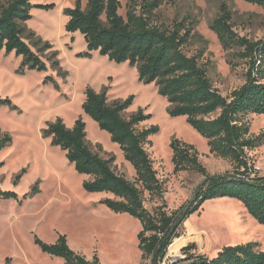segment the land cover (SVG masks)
<instances>
[{
    "label": "rangeland",
    "instance_id": "1",
    "mask_svg": "<svg viewBox=\"0 0 264 264\" xmlns=\"http://www.w3.org/2000/svg\"><path fill=\"white\" fill-rule=\"evenodd\" d=\"M81 1L86 7L87 0ZM127 1L120 0L122 16L126 15ZM76 2L32 0L33 5H56L53 10L34 8L33 19L26 25L53 46L58 54L57 69L52 66L51 52L39 54L47 65L46 72L26 68L23 73L21 57L0 53V99H9L15 107L0 106V138H12V144L0 153V187L18 195L16 200L0 198V264H60L62 259L43 253L35 243L38 237L54 244L58 234L67 235L70 247L87 259L97 254L101 264H151L142 259L139 249L140 222L101 204L111 195L87 193L83 183L91 178L79 175L66 153L52 146L50 138H44L49 123L62 119L73 128L82 118L92 149L104 158L113 157L114 168L130 181L135 180V171L119 146L84 113L87 87L96 92L107 87L111 103L133 96L134 102L124 117L129 119L143 109L152 118L139 129L160 128L159 134L150 138L147 149L167 192L163 200H151L146 195L149 211L163 203L169 211L179 209L192 200L204 181L203 176L193 172L174 174L170 148L174 138L195 146L210 175L234 171L230 161L210 154L207 141L188 125L186 118H170L168 102L155 84L139 81L137 68L111 62L97 51L90 58L79 56L87 52L86 42L80 33L66 32L68 18L64 15V9L75 7ZM224 8L232 13L234 29L241 37L264 40V9L243 0H162L156 19L166 25L184 23L193 30L187 53L201 55L215 86L227 95L245 83L246 67L236 59L234 50L223 48L211 28ZM48 76L54 82L44 83ZM249 121L253 136L264 133V115H250ZM250 157L254 170L264 177V144ZM35 187L39 192L24 199ZM249 242L259 243L264 251V226L235 199L211 200L185 223V233L170 247L168 259H183L182 249L190 244L197 246V254L213 258L226 246Z\"/></svg>",
    "mask_w": 264,
    "mask_h": 264
},
{
    "label": "trees",
    "instance_id": "2",
    "mask_svg": "<svg viewBox=\"0 0 264 264\" xmlns=\"http://www.w3.org/2000/svg\"><path fill=\"white\" fill-rule=\"evenodd\" d=\"M243 1L264 9V0ZM161 6L162 0H128L126 15L122 16L120 0H87L86 7L77 0L75 7L64 9L68 18L66 32L84 37L87 52L80 57L90 58L97 51L111 62L137 68L139 81L155 84L168 102L170 118H186L188 125L207 141L210 154L230 161L234 171L210 175L195 146L174 138L170 144L174 174L193 172L203 176L204 181L192 200L179 209L169 211L163 203L149 211L145 206L146 195L151 200H163L167 192L147 149L150 138L159 134L160 128L139 129L151 115L140 109L129 119L125 118L134 97L111 103L107 87L100 92L87 87L82 108L110 135L112 143L119 146L135 171L134 181L114 168L113 157L104 158L92 149L82 118L73 128H68L62 119L49 123L44 138H50L52 146L66 153L79 175L91 178L83 183L87 193L111 195L101 204L113 213L129 215L140 222L138 240L143 260L151 264H264V251L257 242L226 246L213 258L197 254V246L190 244L182 249L183 259L174 262L168 259L170 247L185 233V223L207 201L235 199L264 226V177L254 170L250 157L251 152L263 146L264 133L253 136L249 121L250 115H264V40L241 37L234 29L232 13L225 8L221 10L211 28L223 48L234 50L236 59L246 67L245 83L224 95L201 62V55L190 56L186 51L193 30L184 23L166 25L157 21ZM55 7V4L33 5L32 0H0V53L21 57L20 72L26 68L46 72L47 65L39 55L46 52H51L53 68L59 67L53 46L39 39L26 25L33 19L34 8L53 10ZM50 82L54 81L48 76L44 83ZM5 105L15 108L9 99H0V106ZM11 144L9 135L0 138V153ZM22 174L17 176L15 184ZM38 192L35 187L24 199ZM0 198L16 200L18 195L0 187ZM35 243L43 253L63 259V264H101L97 254L89 260L75 252L67 235L58 234L54 244L35 237Z\"/></svg>",
    "mask_w": 264,
    "mask_h": 264
},
{
    "label": "crops",
    "instance_id": "3",
    "mask_svg": "<svg viewBox=\"0 0 264 264\" xmlns=\"http://www.w3.org/2000/svg\"><path fill=\"white\" fill-rule=\"evenodd\" d=\"M61 259V258H60ZM64 263V260L62 259L61 263L60 264H63Z\"/></svg>",
    "mask_w": 264,
    "mask_h": 264
},
{
    "label": "bare ground",
    "instance_id": "4",
    "mask_svg": "<svg viewBox=\"0 0 264 264\" xmlns=\"http://www.w3.org/2000/svg\"><path fill=\"white\" fill-rule=\"evenodd\" d=\"M188 127V126H187ZM188 128H191V127H188ZM190 131L192 130V129H189ZM233 210V209H232ZM229 213V212H228Z\"/></svg>",
    "mask_w": 264,
    "mask_h": 264
}]
</instances>
